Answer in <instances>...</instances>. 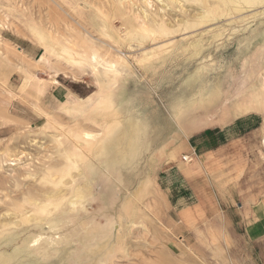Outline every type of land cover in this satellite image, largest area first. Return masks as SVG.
<instances>
[{"label":"rangeland","instance_id":"374dc122","mask_svg":"<svg viewBox=\"0 0 264 264\" xmlns=\"http://www.w3.org/2000/svg\"><path fill=\"white\" fill-rule=\"evenodd\" d=\"M0 264H264V0H0Z\"/></svg>","mask_w":264,"mask_h":264},{"label":"crops","instance_id":"0c3cea01","mask_svg":"<svg viewBox=\"0 0 264 264\" xmlns=\"http://www.w3.org/2000/svg\"><path fill=\"white\" fill-rule=\"evenodd\" d=\"M184 181L186 182V184H187V178L186 177H184ZM183 181V182H184ZM182 182V183H183ZM186 184H183V186H185ZM191 186H189V188H190ZM187 189V187H185V189H179V192H178V194L179 195H184V194H186V192H185V190ZM169 196V195H168ZM181 201L183 202V203H181L183 206H184V208H182L181 209V211H193V209H192V207L191 206H189V203L187 204V201L186 200H184V199H181ZM191 209V210H190ZM195 210H197L198 211V207H195L194 208ZM188 218H190V217H188Z\"/></svg>","mask_w":264,"mask_h":264},{"label":"built area","instance_id":"2783aa9c","mask_svg":"<svg viewBox=\"0 0 264 264\" xmlns=\"http://www.w3.org/2000/svg\"><path fill=\"white\" fill-rule=\"evenodd\" d=\"M183 159H184L185 161H190V160H191V157H190V156H184Z\"/></svg>","mask_w":264,"mask_h":264},{"label":"bare ground","instance_id":"6f19581e","mask_svg":"<svg viewBox=\"0 0 264 264\" xmlns=\"http://www.w3.org/2000/svg\"><path fill=\"white\" fill-rule=\"evenodd\" d=\"M139 118V117H138ZM139 130V129H138ZM123 142V141H122ZM122 157V156H121Z\"/></svg>","mask_w":264,"mask_h":264}]
</instances>
